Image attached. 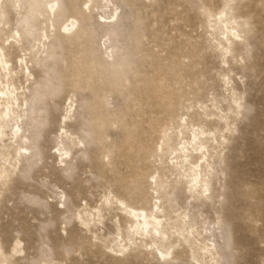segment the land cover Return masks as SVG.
Instances as JSON below:
<instances>
[{
    "label": "rangeland",
    "instance_id": "1",
    "mask_svg": "<svg viewBox=\"0 0 264 264\" xmlns=\"http://www.w3.org/2000/svg\"><path fill=\"white\" fill-rule=\"evenodd\" d=\"M114 2L117 36H106L105 0H21L3 18L13 68L3 80L12 78L36 113L28 153L0 184L8 264H201L188 243L168 259L140 235L118 247L129 223L107 198L147 209L159 202L152 176L162 167L170 193L178 173L172 156L162 164L156 155L154 126L176 125L185 113L201 123L220 109L230 125L213 154L209 190L200 196L182 182L166 206L215 241L218 264H264V0ZM223 10L241 34L228 62L209 24Z\"/></svg>",
    "mask_w": 264,
    "mask_h": 264
},
{
    "label": "bare ground",
    "instance_id": "2",
    "mask_svg": "<svg viewBox=\"0 0 264 264\" xmlns=\"http://www.w3.org/2000/svg\"><path fill=\"white\" fill-rule=\"evenodd\" d=\"M105 6H110V14L108 16H105L103 13L101 14L102 22L107 27L106 36H117L119 34L118 28L121 26V15L119 14V9L121 7L118 6L114 0H105L103 7ZM17 7L21 8V0H0L1 185L6 184L12 177L14 171L17 169V164L21 161L23 156L28 153V143L31 141L32 126L36 116L35 110L32 104L30 106L27 97H25L24 102L21 101V96L24 95V92H16V87L14 86L12 78L6 79L5 81L3 80L13 69L7 53L9 47H6L3 42H1V35L2 32L5 31L6 25L3 18L10 12V9L15 8L17 11ZM51 7L53 11L54 5ZM1 24H3L2 27ZM209 24L215 31L213 35L214 40L217 42L216 47L219 49L224 61L228 62L227 56L232 52L235 40L241 37L238 27L234 25L232 18L229 17V13L226 10L221 11L217 16L213 17V19H209ZM74 25L75 20H73L71 24H68L66 29H70ZM17 32L21 37L20 30ZM216 33L217 35H215ZM220 33L223 37L219 36ZM17 40L19 42V39ZM43 46L45 47V42ZM28 63L29 61L25 60L24 68L29 72V77L31 75V70ZM1 70L3 73H1ZM235 103L238 104L239 107L241 106V104H239V98L235 99ZM15 105L16 107H14ZM205 116L206 118L200 123L195 121L194 116L185 113L179 117L176 125L162 128L156 123L153 128L159 135L158 141L155 144L156 155L160 157L162 164L166 162L167 158L172 156L171 161L173 163V168L178 173V180L172 185V191L170 193L174 194L178 185L182 182L186 183L191 192L198 193L200 196H204L205 192L209 190V180L207 177L214 169L212 164L213 154L214 151H216L219 146L224 145L227 140L225 129L229 128L230 117L221 109L218 113L208 111L205 113ZM208 116L215 117L213 119L216 120L214 123L218 126L217 128L214 129L210 127L211 123H209V120L212 119H208ZM220 124H222V127L219 128ZM64 134L66 138L76 143L73 134L69 133V131H65ZM79 142H81V140H79ZM129 149L128 146L126 152L129 151ZM67 153H69L68 149H60V154L62 156ZM158 170V174L153 175L152 181H149V186L158 194L156 195V199L159 200V202H156L151 208L147 209L145 207L132 206L126 200L121 199V197L118 198L113 196L112 198H107V204L120 205L129 223V226L126 228V237L121 233L123 239L117 243V246L123 249L128 248L129 243L126 242L124 244L123 242L127 239L129 242L134 241V236L140 235L141 237L149 238L153 248L155 246V250H157L164 259H168L170 256L174 255V249L177 243H188L193 257L198 262L201 264H218L221 255L215 241L213 240V242H211L209 237L205 240L202 239L203 232L200 231L199 228H195V225L188 220L189 215L187 213L174 217L169 213L166 203L168 201H174V199L169 197L170 193L165 191L169 185L164 178L166 176H164L163 168L159 167ZM107 204H105V206ZM102 211L103 209L99 207L96 214L94 213V217L96 216L99 221L104 217ZM91 221V219H86L84 223L90 225ZM175 234H177L178 237L172 242L171 237ZM205 255H208V260L210 259L207 262L205 261L207 260V258L205 259ZM0 264H8L6 255L1 250V247Z\"/></svg>",
    "mask_w": 264,
    "mask_h": 264
}]
</instances>
